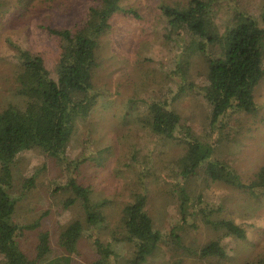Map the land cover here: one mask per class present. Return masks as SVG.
<instances>
[{"label": "rangeland", "instance_id": "374dc122", "mask_svg": "<svg viewBox=\"0 0 264 264\" xmlns=\"http://www.w3.org/2000/svg\"><path fill=\"white\" fill-rule=\"evenodd\" d=\"M187 1L122 0L123 10L114 15L112 27L100 37L93 76L99 100L90 116L77 123L66 155L69 161H84L73 175L79 184L91 189L94 200H105L107 218L101 226L86 227L78 249L71 254L72 264H92L96 260L92 241L95 237L112 243L116 253L112 264H129L128 245L112 240L111 233L126 219L124 206L140 192L148 194L147 210L164 235L147 264H170L177 257L183 258L184 264H254L258 255L264 256V193L252 198L200 172L182 176L178 162L183 145L178 140L160 138L137 119V114L152 101H167L182 122L213 144L216 156L228 161L245 179L264 164V76L255 92L261 106L259 114L230 115L213 128L211 107L201 94L206 55L193 58L186 77L177 72L181 49L167 36L176 31H170L162 6L184 5ZM18 2L15 0V11L0 23V109L16 102L14 64L5 39L10 37L39 53L47 68L54 71L60 55L59 39L43 26L76 28L96 0H31L26 7ZM217 9L219 25L228 23L235 11H241L264 26V0H220ZM189 83L193 89L185 86ZM179 135L182 137V133ZM33 176L35 186L25 189L24 182ZM67 181V173L56 158L38 149L20 156L13 169L8 187L17 201L13 221L20 225L38 223L18 239L21 249L35 256L40 233L50 234L52 250L40 264L70 254L58 245L59 233L72 220L83 219L79 199L70 203L76 193ZM178 186L185 189L197 211L206 207L217 211L219 217L246 225L255 223L249 238L231 239L210 230L201 219L183 220ZM172 234L181 238L182 245L195 247L220 237L227 256L201 258L183 254L174 247Z\"/></svg>", "mask_w": 264, "mask_h": 264}, {"label": "trees", "instance_id": "16d2710c", "mask_svg": "<svg viewBox=\"0 0 264 264\" xmlns=\"http://www.w3.org/2000/svg\"><path fill=\"white\" fill-rule=\"evenodd\" d=\"M219 1L188 0L184 5L162 6L170 31H176L175 35L167 36L181 49L177 72L186 77L193 58L206 55V79L201 94L211 107L213 128L230 115L259 114L261 106L255 92L264 76V26L252 15L241 11H235L228 23L219 25ZM30 2L19 0L18 3L26 7ZM15 8V0H0V23ZM122 10V0H96L76 28L43 26L48 34L59 39L60 55L54 71L47 68L39 53L10 37L5 39L11 53L10 62L14 64L16 102L9 108L0 109V264H40L52 250L47 231L40 233L33 257L21 249L18 241L26 230L34 229L38 224L20 225L13 221L17 201L8 187L14 166L26 152L38 149L56 158L67 173V186L76 193L70 203L79 199L83 214V219L72 220L58 236V245L70 254L50 258L41 264H72L71 254L78 249L86 227H98L106 221L105 200H94L91 189L79 184L73 175L84 161H69L66 152L77 123L88 118L98 103L99 93L95 91L93 76L98 66L99 40L112 27L114 15ZM214 50V54L208 55V51ZM185 86L193 89L192 83ZM137 119L160 138L178 140L183 145L178 162L182 176L200 172L252 198L264 193V164L245 179L228 161L216 156V147L185 125L167 101H152L137 114ZM23 186L25 189L34 187L35 177L27 178ZM176 192L179 211L185 221L201 219L210 230L242 241L249 238L250 229L256 226L255 223L246 225L233 218L219 217L217 211L206 207L197 211L183 187L178 186ZM147 204V193L134 194L133 200L123 208L126 219L111 233L112 240L128 245L126 260L129 264H147L164 239L163 233L154 225ZM172 237L174 247L181 249L183 254L201 258L227 256L220 237L200 247L182 245L177 234ZM92 241L97 255L92 264H112L116 256L112 243L99 237ZM257 258L254 264H264V256ZM170 264H184V260L177 257Z\"/></svg>", "mask_w": 264, "mask_h": 264}]
</instances>
